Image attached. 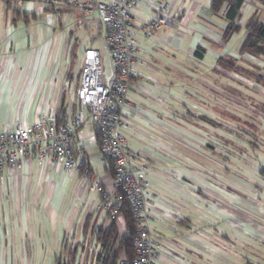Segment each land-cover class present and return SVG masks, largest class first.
I'll use <instances>...</instances> for the list:
<instances>
[{"label":"crops","instance_id":"0c3cea01","mask_svg":"<svg viewBox=\"0 0 264 264\" xmlns=\"http://www.w3.org/2000/svg\"><path fill=\"white\" fill-rule=\"evenodd\" d=\"M213 3L173 0L169 16L175 24L138 39L144 65L133 81L122 134L133 163L147 169L158 264H233L237 254L232 243L237 233L224 223L229 226L232 214H238L228 182H221V170L231 171L236 160L224 159L219 151L222 127L215 125L214 114H222L223 104L230 107L226 89L238 87L236 81L248 82L253 92L247 100L264 106V54L241 51L248 25H264V0H243L234 21L238 29L227 36L229 6L215 11ZM152 4L146 0L138 8L137 22L151 18ZM56 11L75 12L81 18L69 19L85 27L97 20L103 31L97 13ZM56 18L60 21L38 0H0V134L35 122L47 109L60 118L77 115L79 81L67 95L61 97L60 90L63 82L69 86L77 80L81 69L77 74L71 69L74 44L56 32ZM254 71L260 76L255 78ZM206 127L212 134L203 131ZM76 147L83 152L82 168L114 191V166L102 157L93 123L78 132ZM233 148L231 141L228 149ZM99 204V193L83 174L61 163L41 164L32 156L20 171L3 168L0 264H108L115 255V264H123L126 218L120 214L113 222L97 212ZM253 212L256 231L264 235V205L253 206ZM110 226L116 235L104 244L99 235ZM223 245L227 255L220 254Z\"/></svg>","mask_w":264,"mask_h":264},{"label":"built area","instance_id":"2783aa9c","mask_svg":"<svg viewBox=\"0 0 264 264\" xmlns=\"http://www.w3.org/2000/svg\"><path fill=\"white\" fill-rule=\"evenodd\" d=\"M53 10H76L97 13L108 48L112 77L103 73L98 50L85 51L76 89L78 113L72 119L60 120L53 109H47L33 123L0 134V171L22 170L35 156L41 164L61 163L65 170L81 172L91 188L100 195L97 212L116 220L124 196L134 225V256L123 264H158L152 225V198L147 190V169L135 165L122 131L127 127L125 111L137 71L144 65L140 57L139 37L152 38L156 32L173 26L169 16L173 0H153L152 16L137 22L134 17L146 0H38ZM93 123L99 133L100 152L114 166V191H108L91 171L82 168L83 152L76 147L78 132Z\"/></svg>","mask_w":264,"mask_h":264},{"label":"rangeland","instance_id":"374dc122","mask_svg":"<svg viewBox=\"0 0 264 264\" xmlns=\"http://www.w3.org/2000/svg\"><path fill=\"white\" fill-rule=\"evenodd\" d=\"M49 9L60 18V21L58 18L55 19L57 25L56 32L65 34L68 40L74 44V51L72 50L73 58H71L72 71L77 74L81 69L80 62L84 57V50L91 48L100 52L104 75H106V77H112L114 71L110 64L108 48L104 41V31H100V28H98L99 24L96 23L97 20L94 24L85 27L69 19L81 18V16H76L75 12L66 14L62 11ZM65 14L67 15V20L65 19ZM253 76L256 78L260 76V74L254 71ZM76 82L77 80H73L69 86L63 82L60 96L67 95L69 88L72 86L74 87ZM235 83L238 87L230 86L226 89L233 99V101L230 102V107L228 104H223L222 114H214L217 118L215 120V125L222 127V146L219 151L224 159L236 160V164H233L234 166L232 165L234 169L231 171L221 170L223 173L221 174L222 185L228 182V187L226 188L228 192H232L231 202L238 214L237 216L232 214V223H229V226L226 223L224 224L227 227H231L232 233H237L238 236V241L232 240L233 245L237 246H235L237 251L235 252L237 254L236 258L233 260L234 263L264 264V241L261 240L264 238V235H260L256 231L257 220L255 219H257V215L253 212V206L263 207L264 205V195H262L264 191V175L260 173L262 163H264V106L259 104L253 105L247 100V94L250 95L249 92H253L246 86L249 84L248 82L243 84L242 82L236 81ZM76 111V113H78V107ZM210 112L214 113L212 110H210ZM233 117L242 118L240 120L242 122L238 123L237 120H233ZM89 123L91 122H88L82 129L86 130ZM196 125L197 124H194V126ZM231 125L232 127L233 125L237 126L238 130H233ZM209 129L206 127L203 131L206 134L211 133L213 129ZM225 132L233 136L229 137ZM204 141L208 143L207 138H205ZM231 141L237 145V148H233L232 150L228 149ZM206 150L210 152L209 149ZM234 152H236L235 155ZM226 166L229 167V165ZM220 250L221 255L228 254V250L224 245Z\"/></svg>","mask_w":264,"mask_h":264},{"label":"trees","instance_id":"16d2710c","mask_svg":"<svg viewBox=\"0 0 264 264\" xmlns=\"http://www.w3.org/2000/svg\"><path fill=\"white\" fill-rule=\"evenodd\" d=\"M224 3H226L229 6L227 18L230 20V25L228 26V28L226 29L224 33L225 36H227L233 30H236V28L238 29V27L234 25V21L241 10L243 0H214L212 7L215 11H218ZM248 32L249 33H248L247 39L245 40L243 47L241 49L242 53L251 52L255 55L264 54V45L260 44V42H264V25L259 24L257 21L251 22L248 25ZM77 81L80 82V75L78 76ZM79 82H78L77 88L79 87ZM58 118L62 121L68 119L65 116L64 118L63 117L61 118L58 117ZM98 137H99V133H98ZM120 206L121 207H120L119 215L123 214L125 216L127 226H128V234L127 236L123 238L121 243L123 244V248L125 249L127 260H130L134 256V248L132 244L134 225H133L132 214H131L128 202L124 196L122 197ZM115 235L116 233L113 227L110 226L106 231H104L103 233L101 232V234L99 235V239L103 241V243L105 244L107 241L114 239ZM116 257L117 255H115V257H113L112 260H110L111 263H108V264H115L117 261Z\"/></svg>","mask_w":264,"mask_h":264}]
</instances>
